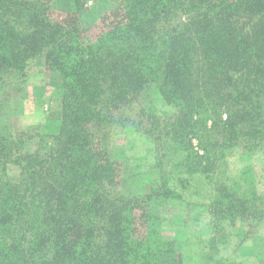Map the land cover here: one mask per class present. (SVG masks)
<instances>
[{
  "label": "trees",
  "instance_id": "trees-1",
  "mask_svg": "<svg viewBox=\"0 0 264 264\" xmlns=\"http://www.w3.org/2000/svg\"><path fill=\"white\" fill-rule=\"evenodd\" d=\"M122 1V19L84 40L77 19H54L46 1L0 0V86L43 56L61 112L41 148L29 149L35 135L0 133V264H183L161 211L195 202L196 175L215 181L218 229L241 222L249 234L264 223L247 163L264 155V0ZM144 91L172 110L150 99L134 118L117 114ZM129 125L155 145L157 180L140 194L118 189L125 155L96 140ZM234 149L247 164L230 178L218 171Z\"/></svg>",
  "mask_w": 264,
  "mask_h": 264
},
{
  "label": "rangeland",
  "instance_id": "rangeland-1",
  "mask_svg": "<svg viewBox=\"0 0 264 264\" xmlns=\"http://www.w3.org/2000/svg\"><path fill=\"white\" fill-rule=\"evenodd\" d=\"M42 1L48 3L54 19L65 18L68 21L76 18L84 40L95 39L122 19V0H85L80 10L75 9L78 6L73 4V0ZM3 81L4 84L0 86V133L35 135L29 149L41 148L37 145L39 134H56L59 125L61 112L57 91L58 75L45 67L44 58L40 56L30 61L23 71H10ZM150 99H153L158 112L172 110L170 106H162L153 91H144L136 102L119 109L117 114L134 118L139 108L147 106ZM96 140L99 146L111 149L114 154L125 155L116 178L117 187L121 191L140 194L146 192L157 180L156 170L153 169L156 157L153 139L140 133L134 126L101 130ZM192 145L198 150L195 138ZM47 147L48 144H42V150ZM247 163L258 174L261 182L258 190L263 193L264 155H255ZM247 163L240 160L238 149L227 150L218 172L233 178ZM10 175L15 177V171L10 169ZM192 180L194 187L187 192V196L195 202L189 205L182 202L172 207L167 205L161 211L165 217L161 226L162 234L167 238L182 240L183 264H264V223L256 226L249 234H246L249 228L241 222L235 226L224 223L223 229H218L209 207L215 181H209L203 175H196ZM173 215L180 216L178 222L174 223L171 219ZM141 229L137 227L136 236Z\"/></svg>",
  "mask_w": 264,
  "mask_h": 264
}]
</instances>
